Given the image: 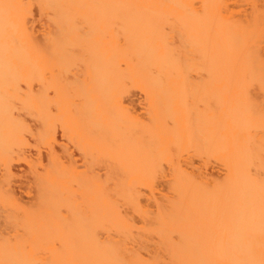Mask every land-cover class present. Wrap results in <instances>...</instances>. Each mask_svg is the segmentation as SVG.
Wrapping results in <instances>:
<instances>
[{"label":"bare ground","instance_id":"obj_1","mask_svg":"<svg viewBox=\"0 0 264 264\" xmlns=\"http://www.w3.org/2000/svg\"><path fill=\"white\" fill-rule=\"evenodd\" d=\"M0 264H264V0H0Z\"/></svg>","mask_w":264,"mask_h":264},{"label":"rangeland","instance_id":"obj_2","mask_svg":"<svg viewBox=\"0 0 264 264\" xmlns=\"http://www.w3.org/2000/svg\"><path fill=\"white\" fill-rule=\"evenodd\" d=\"M131 98L133 99V105L137 108V112L140 113L141 112V105H142L141 104V94L138 91L133 90L132 94H131ZM57 136H58V138H60L59 132L57 133ZM13 169L17 173V177H16L15 181H18L16 183H13V185H14L13 187H15L14 188L15 191L19 194V192H20L19 187L20 186L18 187V185L20 184V180H23V177H24V173H25L24 172V166L21 163H17V164L15 163V166H13ZM207 170H208V173L212 174L213 178L218 179L223 174V169L214 161H211L209 163V165L207 166ZM162 187H163V183H161L159 185V188H162ZM21 195H22V197H25V195L23 193Z\"/></svg>","mask_w":264,"mask_h":264}]
</instances>
